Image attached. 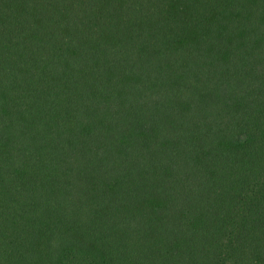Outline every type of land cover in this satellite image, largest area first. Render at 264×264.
Listing matches in <instances>:
<instances>
[{"label": "trees", "instance_id": "16d2710c", "mask_svg": "<svg viewBox=\"0 0 264 264\" xmlns=\"http://www.w3.org/2000/svg\"><path fill=\"white\" fill-rule=\"evenodd\" d=\"M0 264H264V0H0Z\"/></svg>", "mask_w": 264, "mask_h": 264}]
</instances>
